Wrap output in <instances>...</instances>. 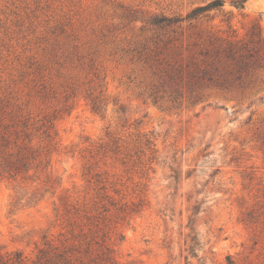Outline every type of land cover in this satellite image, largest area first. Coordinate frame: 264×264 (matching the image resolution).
Returning <instances> with one entry per match:
<instances>
[{
  "label": "rangeland",
  "instance_id": "1",
  "mask_svg": "<svg viewBox=\"0 0 264 264\" xmlns=\"http://www.w3.org/2000/svg\"><path fill=\"white\" fill-rule=\"evenodd\" d=\"M210 1L0 0V100L59 112L53 168L63 180L56 195L35 204L28 203L29 184L0 179L1 255L33 259L45 236L58 235L55 206L67 190L84 195L83 155L109 132L127 149L99 166L127 201L144 200L140 214L119 221L121 264H228L229 256L264 264V240L255 245L260 229L243 222L264 206V91L216 95L211 105L156 104L141 96L148 74L121 51L138 41L150 16H185ZM222 1L205 24L226 29L222 21L231 15L239 36L255 24L264 36V0H243V9ZM96 75L108 98L100 114L87 100L89 89L101 90ZM43 83L42 105L36 96ZM145 134L159 151L152 163L149 151L135 155Z\"/></svg>",
  "mask_w": 264,
  "mask_h": 264
},
{
  "label": "trees",
  "instance_id": "2",
  "mask_svg": "<svg viewBox=\"0 0 264 264\" xmlns=\"http://www.w3.org/2000/svg\"><path fill=\"white\" fill-rule=\"evenodd\" d=\"M233 4L244 8L243 0ZM223 6L222 0H212L185 16L154 14L147 19L138 41L127 50L121 49L149 76L150 85L141 96L156 104L194 107L207 102L211 105L209 100L216 95L241 99L264 91L261 28L255 24L241 37L232 26L231 15L222 21L226 29L204 23L214 21L216 17L210 13ZM96 78L101 90L89 89L87 100L92 111L100 114L108 98L103 90L104 79L99 75ZM41 86V94L36 97L43 105L48 93L44 83ZM29 104L27 101L23 108H15L9 101L0 100V179L29 184L32 192H28V203L37 204L47 194L56 195L63 184L53 168L54 155L60 148L59 112H46L37 103L33 107ZM141 144L142 150L135 155L149 151L148 161L152 163L159 152L156 139L145 134ZM126 149L122 140L109 132L106 139L92 145L89 155H83L87 160L83 172L86 192L75 195L67 190L59 199L60 205L55 206V221L61 227L58 235L45 236L36 248L35 258L15 253L6 259L0 254V264H121L115 248V240L123 239L119 221L130 222L140 214L144 200L127 201L99 163L124 156ZM70 152L74 155L76 150ZM128 157L133 156L129 153L122 160ZM262 209L264 206L247 211L243 218L256 231L260 229L255 245L264 240ZM228 264L240 263L229 256Z\"/></svg>",
  "mask_w": 264,
  "mask_h": 264
}]
</instances>
